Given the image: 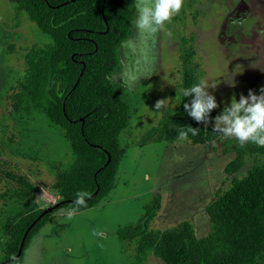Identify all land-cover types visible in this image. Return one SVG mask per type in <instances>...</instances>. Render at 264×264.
<instances>
[{
	"label": "rangeland",
	"instance_id": "rangeland-1",
	"mask_svg": "<svg viewBox=\"0 0 264 264\" xmlns=\"http://www.w3.org/2000/svg\"><path fill=\"white\" fill-rule=\"evenodd\" d=\"M134 1L132 28L118 49L119 67L110 75L131 105L130 125L119 137L125 154L115 187L100 204L76 211L71 220L65 218L68 209L55 212L27 243L21 264H136V242L122 240L118 231L137 223L158 197L161 207L151 229L165 231L188 221L197 238L207 237L213 224L206 209L217 190L228 189L233 177L243 178L255 164L264 163V155L247 156L243 167L229 176L225 169L235 154L233 149L223 150L236 145L231 138L216 141L217 150L181 139L144 141L155 128L157 136L164 132L160 128L169 126L179 112L185 69L196 82L203 78L216 84L209 92L218 107L207 122L202 121L206 127H214V117L233 96L239 98L249 90L258 94L256 89L264 85V0H212L199 21L198 41L188 9L183 19L178 13L157 32L141 34L134 24L137 5L150 0ZM242 2L247 9L236 18L232 14ZM183 39L186 46L194 44L186 65ZM49 41L25 12L10 0H0V172L26 176L36 186L35 199L44 211L60 203L53 189V164L63 167L72 161L69 143L42 115L22 118L6 97L25 73L26 52ZM124 77L135 81L131 88L125 86ZM160 99H166L167 106L156 110ZM1 248L2 243L0 259ZM144 264L166 263L151 253Z\"/></svg>",
	"mask_w": 264,
	"mask_h": 264
},
{
	"label": "trees",
	"instance_id": "trees-1",
	"mask_svg": "<svg viewBox=\"0 0 264 264\" xmlns=\"http://www.w3.org/2000/svg\"><path fill=\"white\" fill-rule=\"evenodd\" d=\"M10 1L50 41L26 52L25 73L6 98L22 118L34 113L46 118L69 143L73 156L66 166L53 164V189L60 203L45 214L35 199L37 188L26 176L0 172V204L4 206L0 263L21 264L27 243L55 212L96 206L115 187L125 154L119 137L130 125L131 105L110 75L119 67L118 49L130 34L136 4L134 0ZM183 42L186 65L194 44ZM195 83L194 75L185 69L182 92ZM188 100L182 95L170 125L160 128L164 132L158 131L159 136L155 128L144 141L174 142L180 140L181 129L191 126L198 128L197 134L188 132L183 140L216 149L215 142L223 138L186 113L183 104ZM225 147L224 153L233 149L235 154L225 169L229 176L243 167L247 156L264 155V147L248 143ZM78 191L89 193L84 206L73 204ZM160 207V198H155L137 223L118 231L122 240L136 242V264H144L151 253L166 264H259L264 260V163L255 164L243 178L233 177L228 189L217 190L206 209L213 224L207 237L197 238L188 221L165 231L151 229Z\"/></svg>",
	"mask_w": 264,
	"mask_h": 264
},
{
	"label": "clouds",
	"instance_id": "clouds-1",
	"mask_svg": "<svg viewBox=\"0 0 264 264\" xmlns=\"http://www.w3.org/2000/svg\"><path fill=\"white\" fill-rule=\"evenodd\" d=\"M184 0H150V3L137 5V15L134 21L135 28L141 34H152L161 29L165 22L180 13ZM125 86L131 88L135 81L124 77ZM215 83L201 78L197 83L189 88L183 89L182 95L190 100L184 102L183 107L186 113L197 122H207L210 113L218 107L215 96L209 92V88H214ZM257 95H253L249 90L245 95L236 98L233 96L229 104L214 117L215 124L212 129L221 138H231L237 146L245 143L264 147V85L256 89ZM166 99L157 100L155 109L166 108ZM198 128L189 127L181 129L178 133L181 140L191 132L193 136L197 134ZM89 193L78 191L75 194L73 204L84 206ZM76 208H70L66 212L65 218L71 220L75 215Z\"/></svg>",
	"mask_w": 264,
	"mask_h": 264
},
{
	"label": "flooded vegetation",
	"instance_id": "flooded-vegetation-1",
	"mask_svg": "<svg viewBox=\"0 0 264 264\" xmlns=\"http://www.w3.org/2000/svg\"><path fill=\"white\" fill-rule=\"evenodd\" d=\"M211 3H212V0H186V1L184 0L183 7L180 11V15H181V18L183 19L182 15L184 14V12L187 9L190 10L192 23H193L192 28L195 29V31L193 30L195 32V33L193 32L194 33L193 35L197 41H198V35L200 33V30L198 27L199 21L204 17L205 11H208V8H209ZM246 9H247L246 4L242 2V4L238 7V11L233 12L234 14H232V15L236 18H239L241 16V14L246 11ZM239 11H241V13H238ZM245 41H250V40L245 39ZM144 53H148V52L144 51ZM143 59L147 61L146 56H144ZM142 67H144V65ZM135 70H136V72L138 71L137 65L134 68V72H135ZM136 72L134 74H132L133 78H135ZM146 72H147L146 69L143 68V69H141L140 73L144 74Z\"/></svg>",
	"mask_w": 264,
	"mask_h": 264
},
{
	"label": "water",
	"instance_id": "water-1",
	"mask_svg": "<svg viewBox=\"0 0 264 264\" xmlns=\"http://www.w3.org/2000/svg\"><path fill=\"white\" fill-rule=\"evenodd\" d=\"M51 210H52V209H51ZM51 210H49V211H51ZM47 212H48V211H44V214L47 213ZM41 216H42V215H41ZM41 216H39V217L37 218V220H38ZM34 223H35V222H34ZM34 223H33V224H34ZM33 224H32V225H33ZM24 239H25V238H24ZM23 241H24V240H23ZM23 244H24V242H23L22 245H21V248H20V250H19V254H21V252H22ZM1 264H2V263H1Z\"/></svg>",
	"mask_w": 264,
	"mask_h": 264
}]
</instances>
